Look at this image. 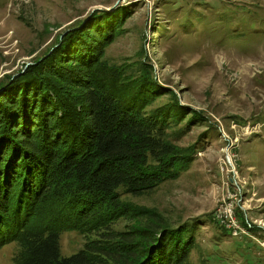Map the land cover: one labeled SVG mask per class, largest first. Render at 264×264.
Masks as SVG:
<instances>
[{
  "label": "rangeland",
  "instance_id": "rangeland-1",
  "mask_svg": "<svg viewBox=\"0 0 264 264\" xmlns=\"http://www.w3.org/2000/svg\"><path fill=\"white\" fill-rule=\"evenodd\" d=\"M90 25L98 33L113 28L103 60L123 69L120 80L106 68L93 79L140 109L159 97L147 110L167 105L161 112L177 115L172 140L190 159L177 180L125 200L133 210L195 224L192 264H264V0H0V85L55 49L53 67L61 66L46 69L72 78L61 51L88 49L82 33ZM49 86L67 93L60 83ZM223 222L245 232L234 236ZM138 227L129 218L114 229ZM87 238L64 233L62 254H77ZM18 251L15 243L3 248L1 264H13Z\"/></svg>",
  "mask_w": 264,
  "mask_h": 264
},
{
  "label": "trees",
  "instance_id": "trees-1",
  "mask_svg": "<svg viewBox=\"0 0 264 264\" xmlns=\"http://www.w3.org/2000/svg\"><path fill=\"white\" fill-rule=\"evenodd\" d=\"M112 30L100 35L86 26L82 38L89 48L61 51L60 62L69 60L74 69L72 78L60 80L61 73L46 69L44 63L50 70L61 66L53 67L55 49L0 85V252L15 243L13 264H192L195 224L133 210L125 200L177 180L190 159L182 160L172 140L177 115L161 112L167 105L147 110L159 97L140 109L93 79L102 68L121 79L123 69H109L103 60L109 43L103 39ZM51 81L69 94L49 86ZM72 99L83 104L74 107ZM129 218L140 227L132 234L115 232L117 222ZM66 232L88 237L69 257L61 248Z\"/></svg>",
  "mask_w": 264,
  "mask_h": 264
},
{
  "label": "built area",
  "instance_id": "built-area-1",
  "mask_svg": "<svg viewBox=\"0 0 264 264\" xmlns=\"http://www.w3.org/2000/svg\"><path fill=\"white\" fill-rule=\"evenodd\" d=\"M228 223H229V222H228ZM223 224H226V223L223 222ZM226 225H227V224H226ZM231 225H232V226H231ZM227 227H228V228H233V229H234V227H235L234 232H231V233L234 234V236H238V235L242 234V233H240V232L237 231V226H235V223H234V222H231L229 225H227ZM230 231H231V230H230Z\"/></svg>",
  "mask_w": 264,
  "mask_h": 264
},
{
  "label": "bare ground",
  "instance_id": "bare-ground-1",
  "mask_svg": "<svg viewBox=\"0 0 264 264\" xmlns=\"http://www.w3.org/2000/svg\"><path fill=\"white\" fill-rule=\"evenodd\" d=\"M230 164H231V161H230ZM245 229H243L241 226H237V231L240 232V233H244ZM233 234V233H232ZM234 235V234H233Z\"/></svg>",
  "mask_w": 264,
  "mask_h": 264
},
{
  "label": "water",
  "instance_id": "water-1",
  "mask_svg": "<svg viewBox=\"0 0 264 264\" xmlns=\"http://www.w3.org/2000/svg\"><path fill=\"white\" fill-rule=\"evenodd\" d=\"M69 31H70V30L66 31V32L63 34V36L66 35ZM63 36H62V37H63ZM28 66H31V65H28Z\"/></svg>",
  "mask_w": 264,
  "mask_h": 264
}]
</instances>
